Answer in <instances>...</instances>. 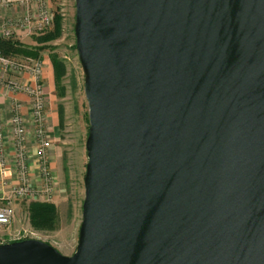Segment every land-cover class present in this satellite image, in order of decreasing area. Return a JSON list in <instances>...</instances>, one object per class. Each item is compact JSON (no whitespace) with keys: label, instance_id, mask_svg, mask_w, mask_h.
<instances>
[{"label":"water","instance_id":"water-1","mask_svg":"<svg viewBox=\"0 0 264 264\" xmlns=\"http://www.w3.org/2000/svg\"><path fill=\"white\" fill-rule=\"evenodd\" d=\"M88 108L77 246L0 264H264V0H74Z\"/></svg>","mask_w":264,"mask_h":264},{"label":"rangeland","instance_id":"rangeland-1","mask_svg":"<svg viewBox=\"0 0 264 264\" xmlns=\"http://www.w3.org/2000/svg\"><path fill=\"white\" fill-rule=\"evenodd\" d=\"M46 4L52 20L50 27L42 32L29 31V36L23 42H20L16 32L11 38H2L0 41L13 40L24 47L22 50L25 49L24 55H4L2 53L4 57L18 63L33 60L43 65L41 85L47 115L46 131L50 142L48 169L52 195L48 200L41 196L16 199L11 224L7 227H0V244L34 239L49 244L65 256H71L77 246L82 218L83 178L87 162L85 141L89 127L88 108L83 92V75L75 50L74 0H46ZM11 8L17 10L16 16H12L6 22L0 21L1 26L7 24L8 21L16 22L22 19L28 10L35 11L36 5ZM55 14H59L62 21L60 38L39 44L37 39L53 29ZM39 47L43 49L35 52L34 49ZM54 57L61 63L63 70V75L58 81L54 78V67L51 61ZM44 61L50 64L49 68L51 66L50 81H46L44 77ZM18 82L23 84L19 78ZM5 92V99L9 105V117L6 121L3 118L8 178L13 184L16 183L13 127L11 125V109L15 102L20 105L24 118L29 177L34 189H38L42 182L38 166L35 127L31 116V99L22 92L14 94L9 91ZM18 95L24 97L25 100L23 98L19 100ZM0 107L3 115L1 104ZM25 108L27 113H23Z\"/></svg>","mask_w":264,"mask_h":264},{"label":"built area","instance_id":"built-area-1","mask_svg":"<svg viewBox=\"0 0 264 264\" xmlns=\"http://www.w3.org/2000/svg\"><path fill=\"white\" fill-rule=\"evenodd\" d=\"M36 5L35 11L28 10L25 16L16 22H9L1 26L0 39L12 37L15 29L23 28L27 32H42L51 25V17L47 11L46 0H0V7ZM43 65L33 60L18 63L3 56L0 50V70L7 76L28 75L31 85L21 84L15 78L0 77V85L11 93H24L31 99V116L35 127V140L37 143L38 166L41 175V187L34 189L29 177L30 169L26 151V132L24 118L20 105L13 103L11 109V125L13 127L14 158L16 183L13 184L7 175V157L5 154V139L3 129V115L0 107V227L11 224L16 199H25L37 196L48 200L52 195L50 173L48 169V150L50 142L46 131L47 115L45 112L43 88L41 85Z\"/></svg>","mask_w":264,"mask_h":264},{"label":"trees","instance_id":"trees-1","mask_svg":"<svg viewBox=\"0 0 264 264\" xmlns=\"http://www.w3.org/2000/svg\"><path fill=\"white\" fill-rule=\"evenodd\" d=\"M61 26H62L61 17L59 16V14H55L53 19V29L50 32L43 35L42 37H40V39H37L38 43L39 44L47 43L60 38L62 32ZM22 48H24L22 45H20L19 43L13 40L0 41V50L4 55H20V54L24 55L25 49L22 50ZM42 49L43 47H39L37 49H34V51L39 52ZM51 61L54 67V73H55L54 78L56 81H58L63 75L62 65L55 57L51 58Z\"/></svg>","mask_w":264,"mask_h":264},{"label":"crops","instance_id":"crops-1","mask_svg":"<svg viewBox=\"0 0 264 264\" xmlns=\"http://www.w3.org/2000/svg\"><path fill=\"white\" fill-rule=\"evenodd\" d=\"M16 13H17V10L15 11L14 8H11V9H8V8H2L0 9V21L2 22H6L7 19L11 18L12 16H16ZM16 32L15 34L17 36H19L20 38V42H23L28 36H29V33L27 32L26 29H23V28H18V29H15ZM50 65V64H49ZM49 65H48V62L47 61H44V77L46 79V81H50L51 80V66L49 68ZM0 77L2 78H6V77H9V78H15L18 80L21 79V81L24 83V84H31L32 83V80L31 78L28 76V75H22V76H18V77H15V76H7V75H4L2 73V71L0 70ZM5 91H8L6 90L3 86L0 85V104L2 105V109H3V118L5 119V121L8 119L9 115V108H8V101H6L5 99V94L6 92ZM19 98V100H21V98L24 99V97H21L20 95L17 96ZM12 98V97H10ZM22 99V100H23ZM25 100V99H24ZM23 113H27V109H23Z\"/></svg>","mask_w":264,"mask_h":264}]
</instances>
